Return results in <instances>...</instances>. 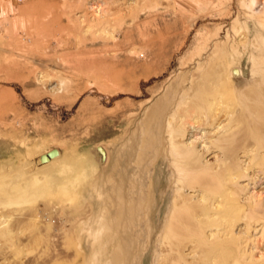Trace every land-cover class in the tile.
Here are the masks:
<instances>
[{
	"label": "rangeland",
	"instance_id": "rangeland-1",
	"mask_svg": "<svg viewBox=\"0 0 264 264\" xmlns=\"http://www.w3.org/2000/svg\"><path fill=\"white\" fill-rule=\"evenodd\" d=\"M216 50L224 55L218 61L238 52L227 71H242L238 93L249 87L264 63V0H0V264H201L205 246L192 239H211L217 229L226 238L224 225H203L200 216L191 236L167 239L172 218L180 204L218 211L227 192L241 212L230 231L237 245L216 253L226 261L215 264H264V140L252 152L237 151L239 174L220 178L213 196L198 192L191 172L183 178L175 163L180 187L164 190L160 212L159 197L148 195L149 172L143 184L134 181L138 144L130 157L123 151L133 134L141 136L148 112L157 129L154 105ZM253 90L264 95L262 73ZM171 121L162 131L166 144L167 129L181 124ZM248 121L264 126V117ZM206 127L193 136L210 146L220 130ZM213 151L204 159L209 173L220 169ZM159 158L140 161L153 159L150 175L165 182Z\"/></svg>",
	"mask_w": 264,
	"mask_h": 264
},
{
	"label": "bare ground",
	"instance_id": "bare-ground-1",
	"mask_svg": "<svg viewBox=\"0 0 264 264\" xmlns=\"http://www.w3.org/2000/svg\"><path fill=\"white\" fill-rule=\"evenodd\" d=\"M237 53H231V56L235 57L234 60L238 59L239 54ZM222 56L224 55L220 50H216L212 54L205 56L204 62L197 65V71L195 74L191 75V78H186L185 76L181 81L176 82L174 86H172V88L165 93L164 97H162V99L154 105L155 108L156 105L159 106L156 112L154 110L155 108L151 109V111H154L156 113L157 129L153 131L152 121L154 119L150 117L151 115L148 112V114L145 115V118H142V131L139 132L141 136H138V134H135L134 136L133 134L131 137L132 141L129 146L132 148L126 150V148L122 146L125 149L123 151L126 152L130 157L135 153L133 150L134 144H138L137 147L139 146V148H137V153H135L138 157V165H136L135 163L138 170V178L134 176L136 179L133 177L135 179L133 180L136 182V184H143L145 182L146 175L149 172L148 177H151V187L149 185L150 189L148 195H151L152 193L154 195V198H156V201L159 197L158 203H156V205H159V212L163 208L161 206V199L163 197L164 190L170 188L172 184H175V186H172L170 190L178 189L180 187V185H178V182L176 183L175 177L181 176L182 174L183 178H185L188 177L189 173L191 172V176H193L195 183L199 186H195L197 188V191L202 193L206 191V193H209V196H213L215 195L213 193L215 192V188L220 186V184L218 183V180L220 178L224 179V181L227 182L230 180H235L236 176L239 174L237 172L236 166L238 163L236 159L239 158V156L237 155V151L240 148H244V153H248L253 151L255 145H257V147H262L261 141L264 140V126H255L248 120H251L252 118L264 117V110L256 107L255 105V103L258 101V95H260L262 99H264V95L262 96L263 93L254 94L253 90V84L256 80V74L262 73L264 75V63H262V61L258 62L256 68L257 70H253L251 73L252 76L249 87L244 88L242 92L238 93L235 88L236 80L234 79L241 77L242 71L239 68L237 70L234 67L227 71L226 66L228 64H233L234 60L231 59V62H229L225 58L224 61H218V59ZM242 93H244V97H249V100H243L242 102ZM235 113H239V115L233 117V114ZM173 117H177L181 124L174 128L172 127L171 129H167L170 137L169 141L167 140L168 142L166 144L164 143L165 141L162 140V131L166 123L171 125V120L173 119ZM161 118H165L163 125L160 121ZM224 118L229 120V127H227V125L221 126ZM212 125V129L217 128L220 131L217 132L215 140H213L212 142L209 141L210 146L206 144L202 137L193 136L201 128ZM208 133L210 132L207 131L206 135ZM191 137H194V139H192ZM150 139L154 141L152 144H155V150H151V148H149L150 150L148 149V147L151 146L149 144ZM243 141L247 142L246 146H243ZM199 146L200 148H198ZM212 149L219 152L214 155H216L215 157L220 155L221 159L219 162L220 169L215 173H209L208 168H210L211 165L208 164V162H204L206 155L215 153ZM151 157H160L159 161L156 162V165L158 162L167 164V168L161 167L159 169L161 172H169V176L167 177L165 182H162L161 180L155 181L150 175L151 167L148 168V166L150 164H153L151 162L153 161V159H150L149 162L144 160L143 163L140 161L141 159H148ZM140 162L142 164H140ZM145 162L146 164H144ZM175 163H179L180 170H182L183 173L180 174L179 172H176ZM100 174H98L95 179V187L99 195H101V188L103 187L102 180H104L101 178ZM130 186L134 185L132 184ZM190 186V182L183 185L186 190H188ZM156 187L159 188L158 193L155 192ZM112 188L111 189L114 190V187ZM131 194L133 195V193ZM228 194H232L231 197H234L233 193L231 192L220 193L219 197H222L225 200H222L221 198L220 209L215 212H212V208L209 209L205 205H199L198 207L192 206V204L177 205L174 217L172 218L171 228L168 231L167 239H175L176 237L180 239V237L183 238L184 236H191V232L193 231V227L197 224L198 218L200 216H203L200 220V223L203 225L211 227L215 226V228L224 225L223 229L226 238H223L222 235H220V229H217L218 231L212 234L211 239L210 236L205 237L203 233H200L201 235L195 234L196 239H192V242H202L206 249V253L205 255H203L204 260L201 262V264H215L216 258L221 259V261H223L222 263H224L226 260L225 258H223L222 254L216 253H219L223 249L232 248L230 246H233L234 244L237 245L236 238L233 234H230V231L231 228L235 226L238 218L241 216L240 209L230 203L229 199L231 197ZM110 196L111 195H108L107 197L110 198ZM226 196H228V198ZM111 198L114 201L115 197L112 196ZM143 198L144 197L142 196V199ZM117 199L119 200V198ZM202 199L204 201L207 200V196H202ZM143 202L148 205V215L153 217L151 215L152 204H149L150 201L148 199H144ZM142 203H140L139 201L137 208L131 206L134 214H136L135 211H137L138 214L141 213ZM100 208H102V206ZM129 208L130 207H128L127 210ZM194 210H197L198 212L196 215V219L192 217L194 216ZM99 220L102 221V218L100 217ZM138 221L139 223H141V219H138Z\"/></svg>",
	"mask_w": 264,
	"mask_h": 264
},
{
	"label": "water",
	"instance_id": "water-1",
	"mask_svg": "<svg viewBox=\"0 0 264 264\" xmlns=\"http://www.w3.org/2000/svg\"><path fill=\"white\" fill-rule=\"evenodd\" d=\"M98 150L101 152V154L104 156V151H103V148L102 146H98Z\"/></svg>",
	"mask_w": 264,
	"mask_h": 264
}]
</instances>
